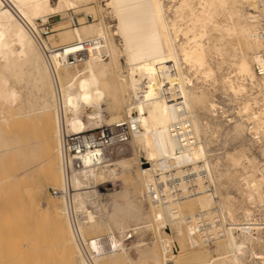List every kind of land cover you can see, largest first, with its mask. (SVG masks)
<instances>
[{"label": "bare ground", "instance_id": "obj_1", "mask_svg": "<svg viewBox=\"0 0 264 264\" xmlns=\"http://www.w3.org/2000/svg\"><path fill=\"white\" fill-rule=\"evenodd\" d=\"M82 9L89 11L77 23L69 15L70 23L43 35L50 16ZM106 11L114 25L106 22ZM71 55L79 59L75 64ZM28 73L38 96L21 103L24 95L10 79ZM107 111L122 117L107 125L128 120L138 128L130 142L135 154L147 158L135 162L143 176L137 181L151 207L148 221L162 264H264V0H0V147L5 154L25 153L31 145L6 131L18 118L38 116L49 134L45 143L57 141L52 149L58 159L47 161L46 178L55 188L72 185L77 212L91 197L85 185L118 172L107 149L96 148L81 156L84 167L67 178L63 137L99 128ZM232 140L237 143L229 150ZM130 162L119 165L132 169ZM44 188L41 182L29 190L30 201L56 224L77 264H99L117 253L131 259L121 237L110 236L115 251L99 236L85 237L87 228H98L96 212L86 209L87 220L74 219L65 197H58L62 204L40 206L36 197ZM205 246L210 251L202 254ZM153 254V264H160Z\"/></svg>", "mask_w": 264, "mask_h": 264}, {"label": "rangeland", "instance_id": "obj_2", "mask_svg": "<svg viewBox=\"0 0 264 264\" xmlns=\"http://www.w3.org/2000/svg\"><path fill=\"white\" fill-rule=\"evenodd\" d=\"M55 1L56 0H53V2ZM93 4L95 5V3ZM85 11H89V10L87 9H82L77 11L70 10L66 12L69 13L68 15H66L65 13L64 15L57 14L50 16V22H48L45 25V27L48 28L47 29L48 33L45 36L50 34L49 32H51V28L54 25H59L61 23L66 25L68 24V22L70 23L71 20L67 18L69 15H72V20L74 21V23H77L78 18L87 15ZM87 18L89 19V21H92L93 19L92 15H88ZM104 18L106 22H108L111 25H114L116 23L115 20L110 16V14L107 13V11L104 14ZM99 20H101L100 16H99ZM56 32L58 33V31ZM121 61L124 63L123 58ZM11 78H12L10 79L11 86L15 85L14 87L18 88L21 94L24 95L22 97L21 103H24V100L28 98H33L34 96H38L37 89L34 86V82H33V75L31 73L24 74L20 78L17 77L15 78L14 76H12ZM12 82L14 83V85H12L13 84ZM87 110L91 111V108L88 107ZM114 117L116 119L122 118L121 114L119 113L107 111L104 114V122L101 124L100 127L106 126L107 123L112 119L116 120ZM83 118L86 121L88 119L86 114H84ZM31 119H26L28 122L21 119V121L18 120L19 123H17L18 121L16 120L17 124L13 123L14 126H12L13 124L11 125V130L12 129L13 130L11 131L9 129L6 131L7 132L6 134L9 133L8 136L14 134L17 137H20L22 140L19 144L26 143L28 146L31 145L29 146V148L28 146L25 147L29 149V152L26 151L28 149L25 150V153L22 152L23 156L27 155V157H23L22 153L21 155L20 153L16 154L17 152L15 151L12 152L13 155H11L10 152H7L5 154L2 151L3 147H0V156H2L0 158V242H1L0 264H73V263L77 264V259H76L77 257L75 255L72 256L71 253L68 254V252L65 251L66 249L64 248V246L61 244L58 230L55 227L56 224H54L52 220L50 221V218L49 219L45 218V216H43L42 214V211L39 209L41 207L39 208L38 206L35 207L36 205H34L33 202L34 200L30 201L31 198H29V196L33 194V192L30 191H33V189L37 186V184L42 182L45 186L44 193L40 195V197L39 195L36 197V200L37 201L39 200L38 202H40V206L41 203L42 205L51 204V200L52 202L58 201V203L60 204L63 203V200L61 198L55 197L52 194V188H55V184H52L53 181L47 180L45 170H43L45 169V167H47L46 163L48 160L54 159L55 161H57L58 159L57 153L56 152L54 153L53 151V149L54 150L56 149L57 141L55 140V138H50L48 140L50 142L46 144L45 142H47V140L45 139L49 137V134L44 131L43 127H41L43 124L39 123L41 121L38 119V116L34 117L33 115ZM42 129L43 132H45L44 135H42L43 134ZM46 133L48 134L47 135L48 137L46 136V138H44ZM24 136L26 137L29 136V137L27 139ZM236 143L237 140H232L228 142L227 148L230 150L231 146H233ZM118 144L119 146L116 144L114 151L112 150L113 148L110 149L108 148L106 150L108 159L112 160V163L115 164L118 174L116 176H112L107 181H104L105 179H99L97 182L93 181L94 183L92 182L91 184L86 183L87 185L83 187V191L85 190H86L85 192L90 191L91 197L85 199L86 208L84 209V212L82 211V209H78L77 215L76 216L73 215L74 219H76L77 217L79 220L81 219L82 221H85V219L87 220V214H85L86 209L96 212L95 213L97 216L96 219L99 222L98 228L92 231L86 227L87 229L85 230V237H91V236L106 237L108 235L110 237L111 235H114L116 236V238L121 237L124 240L125 246L127 248L126 251L128 252L131 259H126L124 255H122L121 253H117L116 255L113 256L111 255V257H107L103 260H99V264H131V263L153 264V261L156 260L155 255L153 254L155 251L159 254L160 264H162L160 245L159 242L156 241L155 233L153 231L154 229L150 224V222L148 221L150 220L151 207L147 199V194H145L143 187L141 188L142 186L141 183L138 182L139 179L140 180L143 179V176L140 173L138 164L136 163L135 165V162H137L138 157L139 159L141 158V161L143 162H146L147 158L143 152L140 154V156L137 155V152L135 154L134 148H136L135 147L136 144L134 143L132 144L130 141L127 143H118ZM44 146L45 147L49 146L50 150L47 149L49 147L45 148ZM123 146L124 148H122ZM46 149L48 151L53 152L54 155L50 154L51 152L48 153L49 156L51 157L53 156L52 158L49 159L48 154L45 151ZM221 151L217 150V152H221ZM256 153H258V151H256ZM31 154L32 156H29ZM257 155L258 157H260L259 154ZM13 159H15V161ZM21 159H23L24 161L26 159L30 160V161L27 160V163L24 164L25 166L24 169H26L24 176L22 174L23 169H21V167H23L22 165L23 160L21 161ZM124 159L127 160L128 162L131 161L130 163L132 164L131 167L132 169L123 168L121 165H119V162ZM17 173L19 174L18 177H16ZM139 176L140 178L136 179ZM36 208H38V210ZM257 215L258 217H261L260 214ZM20 230L22 231L20 232ZM168 233H170L169 225L164 230V234H168ZM54 234H56L57 237ZM172 235L174 237L176 235L174 230ZM4 237L6 240L3 239ZM35 239L37 242L34 241ZM174 239H175L174 244L176 248L179 249L180 247L179 241L178 239H176V237ZM31 240H33L36 243V245ZM43 240L45 244L43 243ZM40 241L42 244L38 243ZM53 242L58 243V245ZM32 244L36 246V249H38L37 250L38 253L42 251L41 252L42 256L40 253H39L40 257L35 256L37 255V252H35L36 250L33 251L31 249ZM40 245L42 249L40 248ZM211 246H212L211 249L216 248V246L214 245ZM208 248L210 247L207 246L200 247V249H202V254H207L210 251ZM18 251H19V255H18ZM31 252L33 253V255ZM50 252L52 253L51 255ZM212 253L216 254L218 252L214 251ZM21 255L23 257H20ZM40 258H44V259H40ZM242 261L246 264H257L255 261H251V260L248 261V259H242Z\"/></svg>", "mask_w": 264, "mask_h": 264}, {"label": "built area", "instance_id": "obj_3", "mask_svg": "<svg viewBox=\"0 0 264 264\" xmlns=\"http://www.w3.org/2000/svg\"><path fill=\"white\" fill-rule=\"evenodd\" d=\"M45 31L43 35L45 36L47 32V27H45ZM81 58V56L79 57ZM79 59L77 57L71 55L69 57L70 64H75ZM68 62V61H67ZM259 68V67H258ZM138 128L134 122L125 120L117 125H106L103 127H99L90 131H86L78 134H66L63 137L62 151H63V168L66 174V177H71L75 172H79L84 167L82 161V155L86 154L88 151H91L96 148L100 149H108L114 144L118 143H127L131 140L132 135ZM142 163H145L141 161ZM72 185L69 187L67 184L66 189L64 188H52V194L56 197H65L69 201V208L73 215L77 214V210L73 204H71V199L73 195ZM154 197L157 200L156 191L153 190ZM105 239V245L110 247V251H115L117 249L114 246L113 241L109 236L101 237ZM211 240L210 242H212ZM174 250H177L176 246H174Z\"/></svg>", "mask_w": 264, "mask_h": 264}]
</instances>
